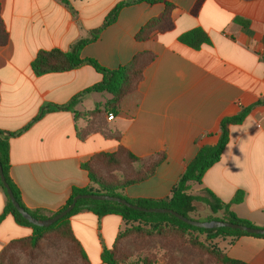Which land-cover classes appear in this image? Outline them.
I'll return each mask as SVG.
<instances>
[{"label":"crops","instance_id":"1","mask_svg":"<svg viewBox=\"0 0 264 264\" xmlns=\"http://www.w3.org/2000/svg\"><path fill=\"white\" fill-rule=\"evenodd\" d=\"M127 1L132 0H0L6 33L0 35V130L10 140V176L30 211L48 217L58 213L74 187H92L85 168L92 157L120 147L145 160L166 155L152 178L123 190L126 199H168L199 150L218 144L221 121L264 101V0H206L197 15L192 14L196 0L142 2L124 7L103 28L116 6ZM166 4L174 6L167 21L138 41L142 28L165 16ZM237 18L250 25L238 24ZM195 29H203L211 41L199 50L179 40ZM100 30L98 39L80 50L81 58L116 70L141 55L143 79L122 99L114 118L104 113L77 118L74 112L87 114L112 100L109 93L84 94L102 75L83 66L37 76L31 65L40 51H71ZM74 99L72 110L46 112L48 105ZM139 169L134 165L133 170ZM124 175L113 176L121 180ZM207 190L224 203L242 192L243 201L230 210L264 227V104L230 128L220 161L206 172L202 185L192 184L194 195L208 197ZM5 203L0 189V216ZM70 221L91 264H105L103 251L138 225L90 211ZM32 235V228L6 216L0 223V264L4 249ZM133 241L124 239L119 247L133 253ZM211 244L231 259L264 264V238L218 237Z\"/></svg>","mask_w":264,"mask_h":264},{"label":"trees","instance_id":"2","mask_svg":"<svg viewBox=\"0 0 264 264\" xmlns=\"http://www.w3.org/2000/svg\"><path fill=\"white\" fill-rule=\"evenodd\" d=\"M64 3H69L70 0H62ZM206 0H196L192 9V14L197 15ZM146 2L154 4V0H132L122 2L116 6V8L108 15L103 28L113 24L124 7ZM174 9V6L166 4V13L162 19H154L150 21L137 35L138 41H144L148 33L158 26L162 22L167 21V17ZM236 22L242 26L248 27L250 22L242 18H237ZM170 28V27H169ZM102 30V29H101ZM94 33L92 39L83 40L76 44L71 51H63L60 49H53L50 51H40L32 62V70L35 75L42 76L51 73H65L79 69L83 66H90L94 68L98 73L102 75V80L86 90L84 94L89 93H109L112 95L110 100L103 108L97 107L94 111L87 114H80L74 112L76 117H96L100 113L107 114L108 118H114L118 113L122 99L135 91L138 88L139 83L143 79L144 64L141 60V55H137L131 61L130 64L120 67L116 70H110L101 66L97 61L93 59H83L80 56V50L96 41L98 35L101 32ZM0 32L6 34L5 29L0 20ZM182 44H185L195 50H199L204 45L211 43L210 37L203 29H195L184 33L179 38ZM264 60V54H263ZM74 99L68 105H48L46 112H56L64 110H72L75 103ZM264 101L258 102L256 105L242 109L236 116L226 117L220 123V137L218 144L213 147H204L199 150L196 157L189 163L185 172L180 177L178 183L172 190L171 197L164 200H135L131 201L126 199L123 195V190L131 185H135L141 182H145L152 178L157 169L166 161V155H159L154 160H145L138 158L130 153L123 147H120L116 153H99L92 157L91 161L87 163L85 168L89 171L90 179L93 182L92 187L72 189L71 196L69 197L66 205L58 212L65 210L76 196L86 194H99L110 195L120 197L128 202L139 205L144 208H159V209H171L180 215H183L189 219L191 214L196 210V203H205L210 209L212 215L203 220L196 221H212L222 220L236 224H243L252 228H257L255 224L250 221L240 219L234 212L230 210L231 205L240 204L243 201L244 194L238 193L236 197L230 203H224L220 201L211 191L207 190L208 197H200L192 193V184L202 185L203 178L206 172L217 164L228 144L230 143V128L234 125L242 124L248 117L250 112L255 106L263 105ZM78 138L83 140L81 132H78ZM0 162L2 164L3 172L7 183L10 185L14 196L18 203L25 208L34 218L38 220L49 219L56 214L48 217L42 214L40 211H30L27 209L22 201L21 192L13 182L11 171V159H10V140L8 134L0 130ZM134 165H140L139 170H133ZM106 171V172H105ZM131 172L128 175V172ZM116 172H124V177L119 180L113 175ZM127 175V176H126ZM110 180V181H109ZM0 189L3 191L6 197L5 208L3 214L0 216V223L6 216H12L15 222L21 226L30 227L33 230V235L28 239H22L13 242L9 247L4 249L1 253V264H4L5 258L9 248L13 245H19L25 249L38 250L42 243L49 238H54L59 241H65L69 244L73 252L77 255L80 264H91L86 253L82 249L80 243L75 237L74 231L71 225V218L82 211H90L98 217H104L107 215H119L126 222L138 224L131 229L126 230L121 234L116 244L112 249H105L101 255V259L105 264H128L133 257V253L126 251L119 247V242L124 239H134L138 242L148 239L149 237H157L161 240H174L183 241V238L190 236L193 233L197 235H206L207 242H202L199 237L196 236L191 241V246L204 251L205 254L212 257L218 264H248L242 261L231 259L222 250L211 244V241L218 237H240V236H254L258 238H264L261 235H251L246 232L231 230L227 228L220 229H202L188 225L175 216L170 214H158V213H145L130 209L126 206L112 202H102L93 200H80L77 202L76 207L63 219L59 220L48 228L37 227L25 220L22 215L15 209L12 204L3 183L0 178ZM222 211L221 217H216L215 214ZM168 232V233H167ZM186 245V244H185ZM143 264H155L154 261H143ZM193 264H206V261L199 260Z\"/></svg>","mask_w":264,"mask_h":264},{"label":"rangeland","instance_id":"3","mask_svg":"<svg viewBox=\"0 0 264 264\" xmlns=\"http://www.w3.org/2000/svg\"><path fill=\"white\" fill-rule=\"evenodd\" d=\"M199 195L207 196L205 193ZM211 215L210 207L198 202L195 212L190 216L196 220H203ZM196 236L200 241L207 242L206 235H197V233L183 238L182 242L167 238L161 240L157 237H149L141 242L134 240L135 248L132 249L133 257L129 264H143V261H154L155 264H193L199 260L206 261V264H218L204 251L191 246V241ZM72 249L67 242L54 238L46 239L38 250H28L13 245L7 252L4 264H80Z\"/></svg>","mask_w":264,"mask_h":264},{"label":"water","instance_id":"4","mask_svg":"<svg viewBox=\"0 0 264 264\" xmlns=\"http://www.w3.org/2000/svg\"><path fill=\"white\" fill-rule=\"evenodd\" d=\"M0 178L3 183V187L5 188L7 195L9 196L12 204L14 205L15 209L22 215V217L27 220L29 223H31L34 226L37 227H44L48 228L58 222L59 220L66 217L77 205V202L80 200H93V201H102V202H112V203H118L120 205L126 206L130 209L145 212V213H158V214H170L175 216L180 221L191 225L193 227L202 228V229H220V228H227L231 230L246 232L251 235H261L264 236V227H257L252 228L243 224H236L231 223L227 221L222 220H212V221H196L193 219H189L183 215H180L179 213L171 210V209H159V208H144L139 205L132 204L128 202L125 199H122L120 197L110 196V195H99V194H86V195H79L76 196L73 199V202L63 211L56 214L55 216L46 219V220H38L34 218L29 212L23 208L18 201L16 200L14 193L12 189L10 188V185L7 183L2 164L0 162Z\"/></svg>","mask_w":264,"mask_h":264}]
</instances>
